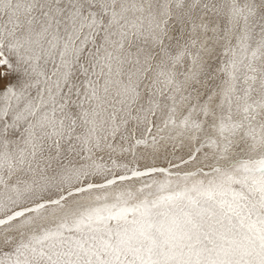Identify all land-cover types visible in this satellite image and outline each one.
Masks as SVG:
<instances>
[{
	"label": "snow or ice",
	"instance_id": "1",
	"mask_svg": "<svg viewBox=\"0 0 264 264\" xmlns=\"http://www.w3.org/2000/svg\"><path fill=\"white\" fill-rule=\"evenodd\" d=\"M0 264H264V0H0Z\"/></svg>",
	"mask_w": 264,
	"mask_h": 264
}]
</instances>
